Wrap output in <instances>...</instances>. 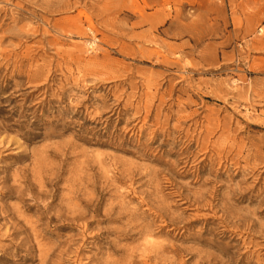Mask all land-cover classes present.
I'll return each instance as SVG.
<instances>
[{
	"label": "rangeland",
	"instance_id": "obj_1",
	"mask_svg": "<svg viewBox=\"0 0 264 264\" xmlns=\"http://www.w3.org/2000/svg\"><path fill=\"white\" fill-rule=\"evenodd\" d=\"M158 243L264 264V0H0V264Z\"/></svg>",
	"mask_w": 264,
	"mask_h": 264
},
{
	"label": "bare ground",
	"instance_id": "obj_2",
	"mask_svg": "<svg viewBox=\"0 0 264 264\" xmlns=\"http://www.w3.org/2000/svg\"><path fill=\"white\" fill-rule=\"evenodd\" d=\"M172 222L176 225V223H183V219L181 220L179 217H172ZM151 234V233H149ZM152 238V237H151ZM149 251L147 252L146 256L143 257L144 260L142 261V264H152V263H158L159 260H161V255L163 256L165 252L167 251H182L187 252L186 250L178 249L174 245H165L158 243V244H152L150 245V248H148ZM151 256H154V258H151ZM146 259V260H145ZM152 262V263H150ZM172 264V263H171Z\"/></svg>",
	"mask_w": 264,
	"mask_h": 264
}]
</instances>
